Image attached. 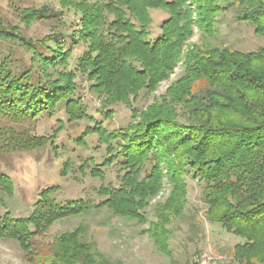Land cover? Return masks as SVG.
Segmentation results:
<instances>
[{
	"label": "trees",
	"instance_id": "obj_1",
	"mask_svg": "<svg viewBox=\"0 0 264 264\" xmlns=\"http://www.w3.org/2000/svg\"><path fill=\"white\" fill-rule=\"evenodd\" d=\"M58 1L63 10L79 16L70 33L54 30L34 40L19 26L0 27L1 41L16 43L30 55L29 64L20 65L0 51V118L21 125L45 114L54 116L63 106L69 123H91L79 144L97 135L106 147L101 164L87 161L80 172L103 180L105 170L116 167L120 184L102 185L99 203L79 199L64 205L52 197L58 188H47L28 217L15 218L9 211L0 216V240L18 242L30 264H112L84 239L83 226L47 245L40 242L58 220L108 208L115 216L148 225L142 233L170 255L169 226L185 212L191 173L205 183L207 220L244 241L234 248L235 263L264 264V45L242 52L189 42L195 28L214 38L218 16L230 9L238 22L251 25L264 38V0ZM152 10L169 14L154 40L149 38ZM18 11L26 28L37 20L66 26L63 11L47 6ZM80 45L84 50L76 72L69 71ZM180 64L182 76L160 100L145 110L133 109V121L125 128L107 130L75 97L81 73L107 104L131 106L142 91L154 93ZM105 116L112 118V113ZM60 123L49 136L5 127L0 152L57 149L64 127ZM71 168L67 161L61 176ZM166 183L170 194L156 204V221L149 222L150 202ZM14 190L13 180L0 173V192L12 197Z\"/></svg>",
	"mask_w": 264,
	"mask_h": 264
},
{
	"label": "rangeland",
	"instance_id": "obj_2",
	"mask_svg": "<svg viewBox=\"0 0 264 264\" xmlns=\"http://www.w3.org/2000/svg\"><path fill=\"white\" fill-rule=\"evenodd\" d=\"M44 6L63 11L64 14L60 17L66 26L55 20H37L30 28H26L20 22L18 10L40 9ZM151 16L153 22L149 29V38L154 40L160 36L161 25L169 14L162 10H152ZM78 18L73 11L63 10L58 0H0V27L19 26L25 37L34 40L41 39L54 30L70 33V26ZM217 24L219 31L214 38L207 37L195 28L190 44L225 47L242 52L256 51L264 45V38L257 36L251 25L235 19L233 9L222 12L217 18ZM83 50L81 45L74 49L68 65L69 71L76 72L77 60ZM0 51L6 56L11 54L13 60L20 65L29 64L30 55L16 43L0 40ZM183 72L184 65H178L169 80L162 82L154 93L142 91L131 106L123 103L107 104L92 89V83L87 77L77 73L78 90L75 97L83 100L88 114L102 123L107 130H117L127 127L133 121V109L142 111L155 100H160ZM106 112H111L112 118L106 117ZM178 112L181 114L180 108ZM60 120L64 127L55 143L57 149L47 146L32 152H0V173L8 175L15 185L12 197L0 192V216L9 211L15 218L28 217L36 208L41 193L50 187L58 188L52 197L64 205L67 201L79 199L99 203L103 199L97 191L102 185L119 186L120 177L116 167L106 169L103 180L80 172L79 168L87 161L94 160L93 163L101 164L106 147L100 144L97 135H90L86 137L84 145L79 144L78 139L91 123L87 120L69 123L63 106L54 116L45 114L34 122L21 125L0 118V131L5 127H13L17 130H29L33 135L49 136L60 127ZM67 161L72 163V168L66 176H61L60 172ZM188 181L189 201L185 212L169 226L172 231L170 255L162 252L151 237L142 233L148 225L115 216L108 208L94 209L79 216L60 219L51 226L40 242L47 245L57 236L83 226L86 228L84 239L92 243L112 264H194L193 259L200 257L210 258L209 264H237L234 260V248L244 241L225 231L220 224L207 220L208 206L203 199L205 183L194 178L191 173ZM170 191L171 186L166 183L163 192L151 200L147 209L149 222L156 221L155 206L164 202ZM0 264L30 263L24 259L18 242L4 239L0 240Z\"/></svg>",
	"mask_w": 264,
	"mask_h": 264
},
{
	"label": "built area",
	"instance_id": "obj_3",
	"mask_svg": "<svg viewBox=\"0 0 264 264\" xmlns=\"http://www.w3.org/2000/svg\"><path fill=\"white\" fill-rule=\"evenodd\" d=\"M211 261L210 258H204V257H200V258H194L193 259V263L194 264H209V262Z\"/></svg>",
	"mask_w": 264,
	"mask_h": 264
}]
</instances>
